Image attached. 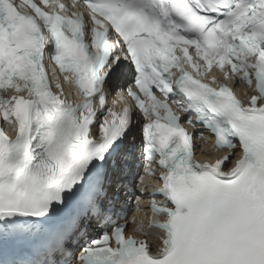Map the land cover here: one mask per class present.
<instances>
[{"label":"snow or ice","instance_id":"6c2138e0","mask_svg":"<svg viewBox=\"0 0 264 264\" xmlns=\"http://www.w3.org/2000/svg\"><path fill=\"white\" fill-rule=\"evenodd\" d=\"M0 90V264H264V0H0ZM133 187L154 242L119 222Z\"/></svg>","mask_w":264,"mask_h":264}]
</instances>
